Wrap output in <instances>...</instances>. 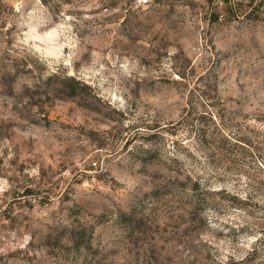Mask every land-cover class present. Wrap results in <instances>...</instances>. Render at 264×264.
I'll return each instance as SVG.
<instances>
[{"label": "rangeland", "instance_id": "rangeland-1", "mask_svg": "<svg viewBox=\"0 0 264 264\" xmlns=\"http://www.w3.org/2000/svg\"><path fill=\"white\" fill-rule=\"evenodd\" d=\"M0 264H264V0H0Z\"/></svg>", "mask_w": 264, "mask_h": 264}]
</instances>
